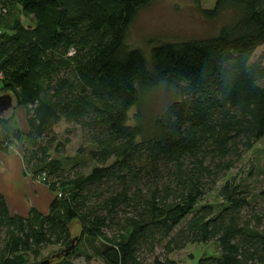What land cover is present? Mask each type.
<instances>
[{"label":"trees","instance_id":"trees-1","mask_svg":"<svg viewBox=\"0 0 264 264\" xmlns=\"http://www.w3.org/2000/svg\"><path fill=\"white\" fill-rule=\"evenodd\" d=\"M155 1L0 0V92L28 128L0 115V152L28 144L26 175L54 195L47 214L20 217L0 192V264H71L80 252L178 264L174 253L212 243L220 254L198 264H264V213L249 219L250 192L227 179L264 140V0H217L200 10L224 20L217 34L146 56L126 40ZM163 87L174 97L146 116L145 98ZM60 123L81 138L75 157H64ZM215 191L225 206L199 207ZM50 247L61 250L39 262Z\"/></svg>","mask_w":264,"mask_h":264},{"label":"rangeland","instance_id":"rangeland-1","mask_svg":"<svg viewBox=\"0 0 264 264\" xmlns=\"http://www.w3.org/2000/svg\"><path fill=\"white\" fill-rule=\"evenodd\" d=\"M216 2L217 0H156L149 8L138 15L133 26L130 28L126 46L129 49H140L146 56H149L152 47L160 43H177L190 39H203L213 36L217 34L224 20L209 22L202 17L200 10L213 9ZM24 23L26 25L30 24L25 19ZM263 53L264 47L258 49L255 59L260 58ZM261 84L264 87V81ZM5 94L12 96L9 92H0V96ZM173 94L174 93H171L167 87H163L145 98L143 105L145 115L150 116L157 113L169 98L174 97ZM137 111L138 108L135 107L129 112V126L135 124L134 116ZM4 114L7 118L10 117L13 119V128H18L23 132H27L25 109L17 107L15 100H13V107ZM55 131L59 135L61 141L67 138L70 140L64 157H75L82 143L78 133L74 132L73 126L60 123L55 128ZM25 147L29 148V145H15L11 153L2 154L17 156V158L21 160L22 151ZM27 176L24 167L22 178L25 179ZM235 176L241 180L243 187L250 192L251 195V207L249 208V212L246 213L247 215L249 214V219L250 216H259L264 213V140L244 156L242 161L228 175L227 179L230 180ZM25 190L29 192V186H22L21 191ZM206 205L214 206L217 210L216 212L220 211L225 206L224 202L218 196V191L211 193L205 198L199 204V207ZM79 233V231H76L74 238H80ZM60 250L59 247H50L43 253L39 262L44 261L47 256L59 252ZM158 252H161V249H159ZM219 254L220 250L218 245L212 243L207 246L190 245L185 250L174 253L169 258L176 261L178 264H198L200 259L204 257L213 255L218 256ZM70 262L71 264H104L101 260L94 257L88 262L86 256H84L82 252L77 253V255L75 254L70 259Z\"/></svg>","mask_w":264,"mask_h":264},{"label":"crops","instance_id":"crops-1","mask_svg":"<svg viewBox=\"0 0 264 264\" xmlns=\"http://www.w3.org/2000/svg\"><path fill=\"white\" fill-rule=\"evenodd\" d=\"M16 158L17 156L0 153V192L5 197L11 214L27 217L32 208L47 214L54 195L38 180L29 176L22 178L25 167L23 152L21 160ZM26 185L30 191H21L22 186Z\"/></svg>","mask_w":264,"mask_h":264},{"label":"water","instance_id":"water-1","mask_svg":"<svg viewBox=\"0 0 264 264\" xmlns=\"http://www.w3.org/2000/svg\"><path fill=\"white\" fill-rule=\"evenodd\" d=\"M13 107V99L10 96H2L0 97V115H3L6 111ZM79 242V238H74L72 241V245L63 253L64 256H68L71 251L75 250L77 243ZM62 254V255H63ZM60 255L57 257L59 258ZM41 264H50V261H44Z\"/></svg>","mask_w":264,"mask_h":264}]
</instances>
